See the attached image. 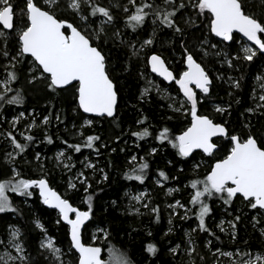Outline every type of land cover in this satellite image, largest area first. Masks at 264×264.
I'll list each match as a JSON object with an SVG mask.
<instances>
[{
    "label": "trees",
    "instance_id": "16d2710c",
    "mask_svg": "<svg viewBox=\"0 0 264 264\" xmlns=\"http://www.w3.org/2000/svg\"><path fill=\"white\" fill-rule=\"evenodd\" d=\"M11 2L14 11L19 15L21 9L25 7V0H11ZM142 2L144 0H136L137 4ZM147 2L162 5V0H147ZM93 3L112 10L114 22L106 26L107 33L112 34L121 30L123 37L134 43L137 49L146 39L153 38L154 43L140 48L141 52L138 56L132 55L130 44H122V41L113 39L112 36L103 44L108 57L109 75L116 84L119 96L116 114L110 118L88 117L80 110L77 84L52 91L46 87L47 82L44 80L29 83L33 59L30 56L19 57V62L15 66L18 80L10 85L12 91L6 95L7 98H11L19 91L23 103L7 104L0 100L1 133L5 135L8 131H12L21 143L26 141L20 133L35 137L34 141L27 142L29 147L25 153L16 157L15 167L20 172L18 179L47 178L50 185L63 197L85 210L89 207L87 197L91 195L92 215L85 227L83 240L85 243H91L90 229L94 227L102 229L107 234L103 237L100 233L94 244L103 248L105 257L110 250H115L116 253L126 254L132 264H193V261L194 264H213L215 255L212 251L217 249L240 250L243 254L264 252V238L260 233V229L264 227L263 210L252 209L241 196H236L230 204H225L218 195H214L206 200L212 209L205 218L210 231L197 229L193 234L196 239L195 251L190 258L184 254L185 232L191 230L199 221L196 216L199 205L190 203L191 196L195 192L191 187V181H202L210 172L213 163L227 155L231 143L228 138H220L216 140L218 149L211 155L196 151L188 157L180 156L171 141L190 125L192 118L190 111H175L170 98L158 92L142 93L144 83L142 74H149L151 71L148 64L149 56L153 53L160 54L175 74H179L185 69L184 48H187L205 67L213 80L210 93L196 91L197 112L208 115L215 122L225 124L230 134L240 133L242 137L250 134L258 143H264V109L248 111L249 108L254 107L257 100L256 95H253L256 86L254 79L263 73L264 55L258 53L252 61H245L242 58L233 59L231 68L224 62L218 63L215 58L204 60L199 47L209 49L208 52L212 53L211 43L220 44L231 58L237 54L241 55L236 39L226 43L218 40L210 32L211 14L207 11L198 15V10L189 6L177 13V21L184 29L183 33H176L173 29L160 24L159 20L153 25L154 16H149L143 26L133 31L130 26H126L127 16L134 11L129 0H93ZM117 3L121 7H114ZM176 3L178 4L179 0H176ZM185 3L187 4L186 0ZM244 3L246 12L264 20V3H261V0H244ZM123 6H127L129 12L126 13ZM89 11L90 9L86 8L84 14L88 15ZM189 17L194 20V24L184 23ZM59 18L67 19L77 27L88 29L89 32L92 31L91 28H96L83 24L71 11L59 14ZM100 18L102 16L97 14L96 17H90L89 22L96 26ZM17 27L7 31L9 33L7 48L10 57L5 59L0 56V79L6 77L4 65L9 63L11 56H17L19 50ZM154 28L156 31L153 36ZM206 41L209 43L208 46L204 45ZM3 47V40H0V48ZM214 69L222 72L224 77L228 75L235 77V80H239L240 87L236 88L234 84L226 81L220 82L216 78ZM159 82L167 87L171 94L178 93L174 83L166 84L160 79ZM0 91H3L2 87ZM212 104L222 105L228 110L224 113L215 112ZM18 112H23L29 121L21 119L19 124L13 127L11 119L18 115ZM31 112L33 116L30 115ZM34 116H37L36 127L23 130L24 123H30ZM45 116H48L50 121L47 125L43 123ZM86 119L92 120L93 123L85 124ZM164 128L169 129L168 139L161 141L158 136ZM144 129L150 133L148 136L141 138L133 135L143 132ZM89 135L100 137L93 148L81 147V151L76 152L69 147L74 144L83 145ZM46 136L52 137V143L47 141ZM64 141H67V144ZM153 148L156 149L155 153L152 152ZM60 150H65L66 155L74 161V172L83 169L87 184L77 183L75 188L69 187V179L64 174L62 164L58 163L56 158V153ZM36 153L41 154L40 161L35 159ZM4 156L5 141L0 137V180L15 179L10 177L12 166L5 162ZM133 156L136 157L135 161L132 160ZM86 158L94 163L95 168L90 169L84 165ZM144 162L149 165L143 170L144 181L128 179L126 173L133 176L140 174L139 165ZM160 171L166 173L167 180L159 176ZM104 173H107L106 180ZM156 181L161 184L158 185ZM170 186L175 190L168 195L166 190ZM138 188L147 189V196L151 197L150 206L142 213H133L126 207L125 194L127 189ZM30 190L33 193L31 196H22L9 191L16 211L0 213V241H3L0 243V248L5 247L10 229L16 227L21 232L20 240L31 264H54L49 253L40 248L45 234L55 239V243L63 249L70 264H77L78 255L72 249L68 226L61 222L56 211L46 207L36 188ZM177 200L190 209L187 218L182 216L181 210L173 215L170 213L171 210L166 208L167 203ZM157 206L159 219L156 213L151 212V209ZM237 216L240 217L239 220L235 219ZM219 219H225L229 224L234 223L235 228L231 226L228 232L221 231L217 227ZM37 220L44 225L46 232L37 227ZM57 220L60 222L57 223ZM169 228L172 229L171 232ZM209 241H211L210 245ZM149 243L156 245L158 251L155 255L147 251ZM177 246L180 247L173 253L171 249ZM191 258L193 261L189 262Z\"/></svg>",
    "mask_w": 264,
    "mask_h": 264
},
{
    "label": "snow or ice",
    "instance_id": "6c2138e0",
    "mask_svg": "<svg viewBox=\"0 0 264 264\" xmlns=\"http://www.w3.org/2000/svg\"><path fill=\"white\" fill-rule=\"evenodd\" d=\"M129 3L133 5L134 11L127 16L126 26H130L133 31L143 26L149 16H154L153 25L159 20L160 24L173 29L176 33H183L184 29L179 26L177 21V13L190 6L198 10V15L205 13V11L211 14L209 30L216 36L231 41L233 40L234 31L242 33L248 41L254 42L258 48L243 47L241 49L242 57L237 54L233 58H228V54L224 53V63L229 68L233 66V59L239 60L242 58L245 61H252L258 52L264 55V20L246 12L244 0H188L187 4L185 0H179L178 4L176 0H162V5H157L154 2L149 3L147 0L137 4L136 0H129ZM261 3H264V0H261ZM114 7L121 6L117 3ZM86 8L90 9L88 15L84 14ZM123 10L126 13L129 12L127 6H123ZM67 11L79 16L80 20L85 23H89L90 17H96L97 14L104 17V19L100 21L98 30L92 29L89 32L88 29L77 27L67 19L59 18V14ZM113 22L114 16L111 8L93 3V0H42V2L41 0H25V7L21 9L19 15L14 11L11 0H0V25L3 26V29L12 30L19 25L17 32L19 50L17 56H11L9 63L4 65L6 77L0 81V84L3 85V91H0V100L7 104L23 103V97L19 91L11 98H7L6 94L12 91L10 85L18 80L15 66L19 62V57L30 55L33 58V67L30 69L32 75L29 83L44 80L47 82L46 87L55 91L58 88L63 89L72 85L73 82H77L78 107L84 113H94L101 117L105 115L113 117L117 105V90L116 84L109 75L108 57L103 47V44L107 43L109 39L105 31V25ZM184 23L192 25L194 20L189 17L184 20ZM66 30H70V34ZM155 31L154 28L153 36ZM113 36L118 37L119 31L114 32ZM0 38L4 43V47L0 48V56L7 59L10 57L7 48L9 33L0 30ZM153 43V38L146 39L140 45V48L142 49L145 45H152ZM130 47L132 48V55L138 56L139 50L135 47V44H130ZM211 47L215 48L216 46L212 45ZM184 52L186 54L187 69L179 74H174L165 60L156 53L149 57V62L153 72L158 73L168 81H175L179 85V90L183 92L185 101H181L180 107L175 108V111H181L185 102L191 105L189 110L192 117L191 126L171 141L172 146L178 149L179 155L188 157L194 149H202L205 153L213 154L217 145L212 142V138L216 136L227 137L232 145L227 155L216 161L211 171L202 181H191V187L195 189V192L191 196L190 203L199 205L196 212L199 220L197 228L200 231L208 232L210 229L206 225L205 218L209 216L212 209L206 200L211 199L214 195H218L225 204H230L233 198L239 194L252 209H264V143H258L257 139L250 134L244 137L240 133L230 134L225 124L214 122L208 115L197 114V93L192 85L194 84L196 89H199L202 93L208 94L213 80L205 67L197 62L187 48H184ZM177 75L179 78H177ZM257 80L260 82L261 89H264V76L257 77ZM232 82L236 88L240 87L239 80H232ZM259 99L264 101V94L260 95ZM228 107L230 108L231 105ZM259 107L260 105H257V108ZM215 110L224 113L228 109L217 106ZM248 111L254 112L256 109L249 108ZM23 115L24 113H20V116L13 117V127ZM59 119V116H57V120ZM49 122V117L45 116L43 123L47 125ZM92 123V120L85 121L87 125ZM27 127L29 130L36 127L35 120ZM245 127L249 126L245 125ZM168 133L169 129L164 128L158 139L161 141L167 140ZM149 134L147 129H144L143 132L133 133V135L141 138ZM5 135L14 148L13 152L5 153V162L13 166L14 177H20L19 170L15 168L16 157L25 153L29 147L27 142L34 141L35 137L31 134L20 133L26 141L21 143L12 131H8ZM45 138L49 143H52L51 136ZM99 140V136L89 135L83 145L74 144L69 145V147L76 152H80L81 147L93 148L94 143ZM64 143L67 144V141H64ZM152 152L155 153L156 149L153 148ZM61 157H64V152L58 153V159ZM35 159L40 161L41 154L36 153ZM132 160L135 161L136 157L133 156ZM65 167H68V165H65ZM86 167L95 168V165L88 163ZM148 167L147 162L141 163L139 165L140 174L133 176L126 173L127 178L143 182L145 179L143 170ZM79 176L83 177V172L79 173ZM159 176L163 177L164 180L168 179L164 171H160ZM107 178V173H104V179ZM82 182L87 184V178L85 177ZM33 186L39 188L43 203L58 209L62 220L71 226L70 243L72 248L79 253L78 264H132L126 254L116 253L115 250H110V261L102 260L101 253L103 250L100 247L86 245L82 242L81 229L92 215L91 195L87 197L88 210L81 211L79 208L73 207L68 199L62 198L58 192L51 188L47 178L0 180V213L16 211L7 195L9 189L22 196H31L33 193L30 189ZM90 186L88 185V187ZM69 187L75 188L76 185L70 182ZM85 191L87 192V187ZM172 191L174 189H169V192ZM145 195L146 193H142L133 197V199L140 201ZM144 207H147V205H144ZM169 207L183 208L184 205L180 201H176L175 205ZM135 211L139 212V209H135ZM151 212L156 213L157 219H159L158 206L153 207ZM73 213L75 218H71L70 214ZM187 215V210H185L184 218H187ZM235 219L239 220L240 217L237 216ZM59 222L57 220V223ZM169 223H171V220H169ZM221 224H223V221ZM36 225L44 232L47 231L39 220L36 221ZM231 226L233 229L235 228L234 223H231ZM171 231L172 229L169 228V232ZM9 235L11 238L8 243L20 255L13 256L8 253L6 257H0V264H9V262L17 260L21 264H31L30 258L25 255V248L20 242V230L12 228ZM233 235H235V232H233ZM0 243H3V241H0ZM189 243H192L191 237H189ZM208 243L210 245L211 241ZM178 247L171 249V251L175 253ZM40 248L49 253L54 264H64L62 260L63 249L57 246L53 237L46 236L41 241ZM147 251L155 255L158 249L155 244L149 243ZM191 251H195L194 246ZM217 252H220V249H217ZM221 255L231 256L233 254L221 252ZM243 255L250 257L248 260L243 261V264H264V253H257L255 256H251L249 253Z\"/></svg>",
    "mask_w": 264,
    "mask_h": 264
},
{
    "label": "rangeland",
    "instance_id": "374dc122",
    "mask_svg": "<svg viewBox=\"0 0 264 264\" xmlns=\"http://www.w3.org/2000/svg\"><path fill=\"white\" fill-rule=\"evenodd\" d=\"M188 2V0H186ZM42 2V0H41ZM191 8V7H190ZM191 9H194V8H191ZM197 10V9H196ZM74 14V13H73ZM75 15V14H74ZM77 18H79V16L75 15ZM104 19V17L100 18L97 20L96 22V26H93L91 25V23H85L82 21L83 24H85L87 26V24H89L91 27H96L95 29L98 30L99 27H100V21ZM110 24H107L105 25V30H106V26H108ZM19 27V26H18ZM18 27L16 29V32H18ZM90 28V27H88ZM93 29V28H91ZM0 30H4L2 26H0ZM5 31V30H4ZM119 31V36L118 37H115L113 36V33L112 34H108L109 36V39L110 40V36L114 38H116L118 41H122V44H134L130 41H128L127 39H125L123 37V33L121 30H118ZM0 40H2V38H0ZM141 45V44H140ZM204 45L205 46H208L209 43L206 41L204 42ZM212 45H215L216 47L213 48L211 47ZM130 46V45H129ZM237 46H238V49H239V52L242 54L241 52V49L243 47H247V46H251L253 48H255L253 45H251L249 42L245 41V40H239L237 42ZM131 48V47H130ZM138 48V47H137ZM210 50H212V53L211 52H208L209 49L205 50L202 46L199 47V50L201 51V56L203 57L204 60L206 61H209L211 60L212 58H215L216 61H218V63H223L224 60H225V56H224V53H227L226 50L223 49V47L220 45V44H216V43H211L210 45ZM132 49V48H131ZM139 52H141V49L139 48L138 49ZM207 53V54H205ZM217 53H219V55H217ZM228 54V53H227ZM228 58H231L228 56ZM220 59V60H219ZM263 73L257 75L254 79V82H255V88L253 90V95L255 96L256 95V102H255V105L253 107V109H256V110H260V109H264V101H261L259 99L260 95L264 94V89H261L260 87V82L257 80V77H261V76H264V69L262 71ZM214 73L216 74V78L220 81V82H228L230 84H233L232 80H235V77H233L232 75H228L226 77H224V74L222 72H218L217 70L214 69ZM143 75V88H142V93L143 94H148L149 92H158L160 93L161 95H164V96H167L168 98H170L171 100V105L175 108L177 107H180V102L181 101H185V97L183 95V92L179 90V85L175 84V88L177 89V92L179 93H175V94H171V92L168 90L167 87L163 86L160 82H159V79L156 75H154L151 71L149 74H142ZM154 76H156L158 79H156ZM222 77V78H221ZM229 78H232V79H229ZM5 77H2V79H0V81L4 80ZM0 87L3 88V85L0 84ZM193 89L195 91H198L196 89V87L194 85H192ZM147 90V91H146ZM253 96V97H254ZM257 105H260L259 108H257ZM211 106H214V108L216 109L217 106H221V107H224L222 105H217V104H212ZM190 107L191 105L188 104L187 102H185L183 104V107L181 109V112H186L188 110H190ZM225 108V107H224ZM214 109L215 112H217L216 110ZM180 112V111H179ZM20 113H23V112H18V115L16 116H20ZM31 116H33V113L31 112L30 113ZM14 116V117H16ZM36 118L37 116H34L33 119H31L30 123L28 124H25L24 123V126H23V130H28V125L32 123L33 120H35V123H36ZM21 119H26L27 121L28 120V117L25 116V114L23 116L20 117V120ZM19 120V122H20ZM86 120H89V119H86ZM13 121V118L11 119V122ZM16 123L15 124V127L19 124ZM32 129V128H31ZM0 137L2 138V141H5V153L6 152H13L14 151V148L13 146L10 144L8 138L6 137V135H3L1 133V130H0ZM60 152H64V157H61L58 159V153ZM70 156H67L66 155V152L65 150H60L56 153V158H57V161L58 163L62 164L63 166V169H64V174L67 175L68 179H69V183H74L75 185L77 183H83L82 181L84 180L85 178V175H84V172H83V169H80V170H77L74 172L73 170V167L75 165L74 161L71 160V157L69 159ZM88 163H91L94 165L93 162L89 161L87 158L85 159L84 161V165L86 166ZM65 165H68V167H65ZM12 166V165H10ZM13 167V166H12ZM16 168V167H15ZM90 168V167H89ZM17 169V168H16ZM92 169V168H90ZM12 170V168H11ZM83 172V177L79 176V173ZM10 177H13V178H17L18 177H14V174H13V171L10 175ZM158 185H160L161 183L158 181H156ZM169 189H173L171 186L167 188L166 190V193L168 195H171L173 193L172 192H169ZM175 190V189H174ZM9 191H11V189H9L7 191V195L9 196ZM32 191V190H30ZM142 193H146V195L144 196V198L140 201H136L133 199V197L137 196V195H140ZM126 198H127V202H126V207L130 210V212H133V213H142V211L146 208H148L150 206V200H151V197H148L147 196V189H144V188H138V189H127L126 191ZM10 198V196H9ZM11 200V198H10ZM178 201V200H177ZM176 201H174L173 203H167L166 204V208L168 210H171L170 213H173V215L177 214L180 210H181V213H182V216L185 217V210H187V213L188 211L190 210L189 208H187L184 204H181L184 205L183 208H180V207H169L170 205H175ZM144 205H147V207H144ZM135 209H139V212H136ZM262 214V213H260ZM262 217H264V211H263V214H262ZM223 221V224H221V222ZM199 221L197 222V224L190 230H186L185 232V243H186V246L184 247V254L186 256H188L189 258L191 257V255L193 254V252L191 251L192 247L194 246L195 247V244H196V239L194 238V233L195 231L198 229L197 228V225H198ZM217 227L221 230V231H224V232H228V229L231 227V224H229L228 221H226L225 219H219L217 221ZM13 228V227H12ZM12 228L10 229V231L12 230ZM16 228V227H14ZM223 228V230H222ZM102 233V236L105 237V233L102 229H99V228H91L90 231H89V234H90V237H91V243H95V241L97 240V238L99 237L98 235ZM260 233H261V236L264 238V227H262L260 229ZM46 236H49L48 234H45L43 239H45ZM102 237V238H103ZM189 237H191V241L192 243L190 244L189 243ZM10 235H9V239H10ZM9 239L7 240V242L5 243V247L3 249L0 248V257H6L8 253H11L13 256H19L20 254L17 253L15 251V248H13L9 243ZM55 240V239H54ZM21 242V240H20ZM180 247V246H179ZM178 247V248H179ZM221 252L223 253H232L233 255L231 256H228V255H221ZM251 256H255L257 253H264V252H258V251H255V252H248ZM212 254H214V261H213V264H243V261L245 260H248L250 257L248 255H243V253L240 251V250H235V251H231V250H222L220 249V252H217L216 251H212ZM62 260L64 262V264H70L69 262V259L65 256V254L63 255L62 257ZM105 261H110V251L109 253L106 255L105 257ZM189 262H192V258L188 260ZM16 262H20L19 260L15 261V262H9V264H15Z\"/></svg>",
    "mask_w": 264,
    "mask_h": 264
},
{
    "label": "water",
    "instance_id": "95a60500",
    "mask_svg": "<svg viewBox=\"0 0 264 264\" xmlns=\"http://www.w3.org/2000/svg\"><path fill=\"white\" fill-rule=\"evenodd\" d=\"M15 23V22H14ZM72 23V22H71ZM0 26H2V25H0ZM3 27V26H2ZM5 30V29H4ZM5 31H11V30H5ZM67 31V33H69L70 34V30H66ZM234 33H237V34H239L240 36H242L244 39H246L247 40V38L246 37H244L243 36V34L242 33H238V32H235L234 31ZM233 33V34H234ZM216 38L218 37V36H216L214 33H212ZM218 38H222V37H218ZM248 41V40H247ZM227 42H230V41H227ZM249 43H251L253 46H255L256 48H258V46H256L255 44H254V42H251V41H248ZM156 54H158V53H156ZM152 55V54H151ZM150 55V56H151ZM158 55H160V54H158ZM28 56H30V55H28ZM149 56V57H150ZM161 56V55H160ZM31 57V56H30ZM162 57V56H161ZM32 58V57H31ZM163 58V57H162ZM33 59V58H32ZM164 59V58H163ZM165 60V59H164ZM165 62H166V60H165ZM198 62V61H197ZM198 63H200V62H198ZM148 64H149V67H150V70H151V72L154 74V75H156L157 77H159L162 81H164L165 83H167V84H172L173 82H175V81H168V80H166L164 77H162V76H160L158 73H155V72H153L152 71V69H151V64H150V62H149V58H148ZM166 64H167V66L169 67V69L175 74V72H174V70L169 66V64L166 62ZM185 66H186V69H187V64H186V62H185ZM203 66V65H202ZM185 69V70H186ZM184 70V71H185ZM210 76V75H209ZM211 77V76H210ZM111 78V77H110ZM73 84H77V82H73ZM72 84V85H73ZM78 85V84H77ZM194 85V84H193ZM71 86V85H70ZM195 86V85H194ZM67 87H69V86H67ZM66 88V87H65ZM198 91H200L199 89H197ZM118 98H119V96H118V93H117V104H118ZM77 100H78V97H77ZM116 109H117V105H116ZM82 112H83V110L82 109H80ZM84 113V112H83ZM86 116H88V117H101V116H98V115H96V114H94V113H84ZM116 114V111H115V113H114V115ZM197 114L198 115H203V114H199L198 112H197ZM103 117H107L106 115L105 116H103ZM110 118V117H109ZM212 119V118H211ZM191 121H192V118H191ZM214 121V120H213ZM215 122V121H214ZM216 123H218V122H216ZM191 126V123H190V125L188 126V127H190ZM187 127V128H188ZM225 127H227L226 125H225ZM187 128L184 130V131H186L187 130ZM183 131V132H184ZM182 132V133H183ZM181 133V134H182ZM220 138H225V137H221V136H216V137H213L212 138V142L213 143H215L216 145H217V143H216V140L217 139H220ZM258 142V141H257ZM218 149V145H217V148L213 151V153L216 151ZM196 151H200V152H202V153H204V154H206V155H209L208 153H205L202 149H194L191 153H190V155H192L194 152H196ZM189 155V156H190ZM215 163H216V161L213 163V165H212V167L215 165ZM212 167H211V169H212ZM211 171V170H210ZM41 178H44V177H41ZM41 178H36V179H41ZM49 182V181H48ZM49 186L51 187V188H53L56 192H58L59 194H60V192L59 191H57L54 187H52L51 185H50V183H49ZM33 188H36L37 189V191H38V194H39V196H40V192H39V188L38 187H36V186H33ZM61 195V194H60ZM62 196V195H61ZM237 196H240L239 194H237ZM41 197V196H40ZM62 198H65V197H63L62 196ZM66 199V198H65ZM71 203V202H70ZM73 205V204H72ZM46 207L47 208H49V209H52V210H54V211H56L58 214H59V210L58 209H56V208H53V207H50L49 205H46ZM73 207H76V208H79V207H77V206H75V205H73ZM81 211H86L85 209H81V208H79ZM261 210H263L264 211V209H261ZM71 215V218H75V214L73 213V214H70ZM60 216V215H59ZM60 220H61V222L62 223H64L65 225H67L68 226V229H69V238H70V229H71V226L70 225H68L67 224V222H65V221H63L62 220V218L60 217ZM90 220H91V217H90V219L88 220V221H86L85 222V224H84V226L82 227V229H81V237H82V242L84 243V244H86V245H92V246H96V247H100L102 250H103V248L100 246V245H97V244H94V243H85V241L83 240V234H84V231H85V227L87 226V224L90 222ZM76 253H77V255H78V259H79V253L74 249V248H72ZM101 259L102 260H104V251H102V253H101ZM78 264V263H77Z\"/></svg>",
    "mask_w": 264,
    "mask_h": 264
},
{
    "label": "flooded vegetation",
    "instance_id": "af4514ba",
    "mask_svg": "<svg viewBox=\"0 0 264 264\" xmlns=\"http://www.w3.org/2000/svg\"><path fill=\"white\" fill-rule=\"evenodd\" d=\"M13 7H14V6H13ZM217 39L220 40V41H224V42H226V43H230V42H232L234 39H236V42H238L239 40H242V41L245 40V41H247L246 39H244L242 36H240V35L237 34V33H234V34H233V40H231L230 42H227V41L224 40L223 38H218V37H217ZM247 42H248V41H247ZM250 44H251V43H250ZM251 45H252V44H251ZM254 47H255V46H254ZM237 48H238V46H237ZM255 48H256V47H255ZM238 50H239V49H238ZM258 53H259V52H258ZM185 62H186V59H185ZM169 66H170V65H169ZM184 66H185V65H184ZM185 69H186V66H185ZM185 69H184V70H185ZM184 70H183V71H184ZM183 71H182V72H183ZM158 78H159V77H158ZM177 78H179V77H177ZM160 80H161V79H160ZM173 83H174V82H173ZM166 84H167V83H166ZM225 138H227V137H225ZM217 140H218V139H217ZM217 145H218V143H217ZM231 146H232V145H231ZM223 158H224V157H223ZM104 258H105V256H104Z\"/></svg>",
    "mask_w": 264,
    "mask_h": 264
}]
</instances>
